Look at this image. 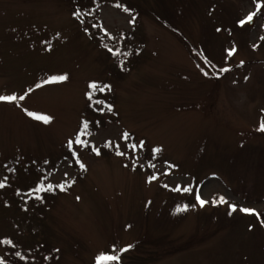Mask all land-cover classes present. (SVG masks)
Instances as JSON below:
<instances>
[{
    "label": "rangeland",
    "instance_id": "rangeland-1",
    "mask_svg": "<svg viewBox=\"0 0 264 264\" xmlns=\"http://www.w3.org/2000/svg\"><path fill=\"white\" fill-rule=\"evenodd\" d=\"M118 1L0 0V264H264V0Z\"/></svg>",
    "mask_w": 264,
    "mask_h": 264
},
{
    "label": "snow or ice",
    "instance_id": "snow-or-ice-1",
    "mask_svg": "<svg viewBox=\"0 0 264 264\" xmlns=\"http://www.w3.org/2000/svg\"><path fill=\"white\" fill-rule=\"evenodd\" d=\"M255 8L257 9L256 12H252V13H249L247 15V17L245 19H241L239 21L240 25H244L246 22H250L252 21L253 17L257 14V12H259L260 8H261V5L259 3H255ZM125 11H127V9H125ZM81 13H80V10L77 9V11L74 13V15L76 16H79ZM109 51H112L111 49H109ZM119 50H117L118 52ZM235 49H230L228 50V54L229 55H232L234 53ZM116 54V53H114ZM243 63V62H241ZM229 69L227 68H224V69H221V71H228ZM207 75V73H205ZM67 77L66 76H58V77H51L49 78V80L45 81V83H51V82H57V81H62L64 79H66ZM41 85H37V87H40ZM90 88L92 89H95V90H98V91H104L108 86H102V85H97L95 82L91 83L89 85ZM31 91V89L29 90ZM88 96H89V99L92 98V94L91 93H88ZM17 99H20V100H23L24 99V96H20V97H17L15 95H0V101H15ZM28 115L30 116H35L34 113L32 112H28ZM37 119H42L45 123H47L51 117H47V116H38L36 117ZM88 129V123L87 122H84L83 123V126H82V129H81V134H87L86 130ZM261 131H264V120L261 121V124H260V129ZM128 134L125 133L124 134V138H127ZM75 143L76 144H80V145H86L87 144V141H82L80 139V135H77L76 138H75ZM72 144H73V141L70 140L68 142V147L71 149L72 147ZM143 145V142H141V146ZM131 148L135 149L137 146L135 144L133 145H130ZM95 150V149H94ZM98 151V150H97ZM117 154L119 155H123V153L121 152H117ZM81 167H83V165L81 164ZM167 174V173H165ZM65 175H67V173H65ZM152 179H155V176H152V177H149V180H152ZM4 187V184L2 182H0V188ZM58 187L61 188V190L64 189V185H58ZM48 188L51 189L52 188V185H48ZM177 191H184V192H190L192 191L191 187H184L183 189H181L179 186H177V188L175 189ZM196 200L197 202L201 205V206H204L207 201L202 199L201 197V194L199 191L196 192ZM213 203H226L224 197H219V199H213ZM186 207V206H185ZM229 209H230V212L229 214H231L232 212L236 211L237 210V206L235 204H230L229 205ZM182 209L180 208H177V211H181ZM240 211L244 212V213H248V214H252L255 212L254 209L252 208H247V207H244V208H240ZM7 243H11V241H7ZM128 247H131V246H128ZM127 248L125 249H119V250H115L114 251L116 252V254H101L97 257V261H104V260H107V261H115L116 264H119V255H118V252H122V251H126ZM16 255H20L19 252L16 253Z\"/></svg>",
    "mask_w": 264,
    "mask_h": 264
},
{
    "label": "trees",
    "instance_id": "trees-1",
    "mask_svg": "<svg viewBox=\"0 0 264 264\" xmlns=\"http://www.w3.org/2000/svg\"><path fill=\"white\" fill-rule=\"evenodd\" d=\"M116 5L119 6L120 8H122L123 10L127 9L128 12L133 13L134 10L136 11V6L129 5L126 1H123V0L116 2ZM9 263H11V262H7L6 264H9Z\"/></svg>",
    "mask_w": 264,
    "mask_h": 264
},
{
    "label": "water",
    "instance_id": "water-1",
    "mask_svg": "<svg viewBox=\"0 0 264 264\" xmlns=\"http://www.w3.org/2000/svg\"><path fill=\"white\" fill-rule=\"evenodd\" d=\"M249 23H250V24H253V23H254V20L250 21Z\"/></svg>",
    "mask_w": 264,
    "mask_h": 264
}]
</instances>
